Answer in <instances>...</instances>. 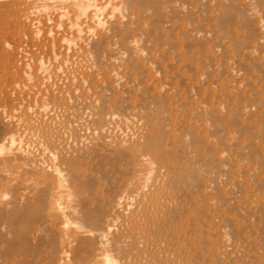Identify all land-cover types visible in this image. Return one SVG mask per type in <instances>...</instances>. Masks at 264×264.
Wrapping results in <instances>:
<instances>
[{
    "label": "bare ground",
    "instance_id": "obj_1",
    "mask_svg": "<svg viewBox=\"0 0 264 264\" xmlns=\"http://www.w3.org/2000/svg\"><path fill=\"white\" fill-rule=\"evenodd\" d=\"M96 1L70 4L76 29L111 18L133 91L92 85L84 117L60 100L25 141L2 118L0 264H264V0Z\"/></svg>",
    "mask_w": 264,
    "mask_h": 264
},
{
    "label": "rangeland",
    "instance_id": "obj_2",
    "mask_svg": "<svg viewBox=\"0 0 264 264\" xmlns=\"http://www.w3.org/2000/svg\"><path fill=\"white\" fill-rule=\"evenodd\" d=\"M73 1L74 0H56V1L55 0H0V28H1L0 29V112H2V113H0V118H1L0 121H2V118L4 117L3 121L6 120V123L2 121L3 122L2 124H4V125L6 124L5 126H8V124H9V126H8L9 131L12 130V128H13L12 126H14V128H15V125L17 123L18 124L16 126H18V127L20 126L21 123H23L22 124L23 126L21 125V127H19L21 129H19L18 127L16 128L17 130L19 129L18 130L19 132L21 130L22 131L21 133L23 134L22 135L20 133V135L22 137L20 135L16 136L17 140L23 139L25 134H26V136L23 139L24 141H25L27 136L29 137V135L30 136L33 135V133H35V131H32V130H36L42 121L45 122L47 120L48 124H46V122H45V125H44V122H42L41 125H43V126L47 125V127L49 129L53 130L52 128L54 125L51 123H53V120L55 122L56 121L58 122V120H61L60 115L62 112L61 111L62 109L60 110V107H58L59 109L56 108L55 104H58V103L62 104L63 103L62 106H64L67 113L68 112L70 113V111H71V113H73V114L70 113L71 115L78 117L80 115L79 113L83 112L84 115L82 114V116L81 115L80 116L84 117L85 114L87 113V111H85L84 108H79V110L75 109V108L72 110L70 108H73L74 106H78V104L81 105L84 102V100H85L84 98H86L87 95H88V97L89 96L93 97L94 96L93 93H94L96 95L94 97H96V98L100 97V95L102 96V94H104V93H100L101 90H102V92H104L103 90H105L107 85H111L115 91L120 93L123 90L122 88H125V86L128 84L127 85L128 89H126V88L125 89L128 91L129 90L133 91V87H131L129 89V86L130 85L132 86V84H133L132 82L130 83V81L133 80V76L131 77V75L128 73L125 74V72H126L125 69H124L125 72L121 71V69L123 70L124 67L121 66L122 63H119V62H121L120 58H119V62H117L118 60L117 59L115 60V57H114V56L117 57L116 54H118V53L120 54V50H118V49H120L119 48L120 46L117 45V47H116V45H115L116 44L115 42H117L119 40L118 38L120 36L118 34H116L115 32L112 33L111 28H110L111 32H109L110 29L108 27L110 26L109 22L112 21V20H110L111 18L107 17V15L103 14L104 12H102V10H100V12H102V14L100 12H98V13H100L99 17L101 16L99 18L100 22L98 21V19L96 22L95 21L90 22L89 25L92 27V30H91L90 29L91 27L89 28V25L86 24L89 21H85L84 19H82L80 17L81 21L86 22V23H84V26L81 27L82 31L80 28H79V31H77V29H76L77 26L75 25L76 22L74 21L75 18H73L72 13H70L71 12L70 4L76 2L77 0H75L74 2ZM99 1H101V0H98L96 2L98 3ZM105 1L106 0H102L101 2H99L100 5ZM113 1L114 0H112L111 3H113ZM116 6L117 5H114V7H116ZM69 7H70V9H69ZM106 9L108 12L111 11V10H108V8H106ZM116 9L118 10L117 7H116ZM116 9L115 8L113 9V15L116 13L118 14L119 10L117 11ZM68 10H69V12H68ZM107 11L105 10V13H107ZM59 12H60V14H59ZM120 12H121V10H120ZM131 12H128V10H127V13H126V11L124 12L122 10V12L120 14L122 16V18L120 16H119V18H121V20H125V18H127V17H125V15H127ZM113 15L111 14V17ZM115 16L118 17V15H114L112 18H114ZM117 17H115V18H117ZM123 17H124V19H123ZM103 19H106V20H103ZM107 20H109V21H107ZM69 23H71L70 26H69ZM71 25L73 28L71 27ZM85 25H87L88 27ZM96 25L98 26V29H97ZM101 25H104V26H101ZM106 25H108V26L106 27ZM74 26H76V27H74ZM99 27H101L102 29ZM104 28L109 30V31L105 30L103 33ZM87 29H88V31H87ZM95 29H96V31H95ZM99 29H101L102 32ZM91 31L93 33H91ZM97 31H99V32H97ZM64 32H66V33H64ZM90 33L93 34V37L89 35ZM95 33L99 35V37H98L99 39H100V34L103 33L101 35V39H100L101 42H103V40L108 41V39L111 38L112 36H114V38H116L117 36L118 37L116 39L113 38V40L111 39V41L109 39L110 43H112V42H113V44L115 43L114 45L109 44V41L104 42V43L100 42L96 45L97 47H94L92 49V46L90 48V46L87 44V42H93L96 39L99 40L97 38L98 35H96L94 37ZM108 34L109 35L114 34V35H111L109 37ZM76 35H77V37H76ZM107 35H108L107 39L102 38V36L105 37ZM72 36H73V38H72ZM84 36L85 37L87 36L91 40H87V38H85ZM80 37H82L83 39L81 38L82 40H80ZM86 40H87V42H86ZM82 42H85L84 44H86L87 46L83 45ZM108 44L113 46L114 49L111 46H109ZM98 45H100V47ZM85 47L90 48V49H88L89 51H91L90 54L88 53L89 51H87L88 54L86 53L85 50H87V48H85ZM101 47H102V49H101ZM103 47H104V49H103ZM115 47H116V49H115ZM107 48H109L111 51L110 50L108 51ZM97 49L100 51L99 53H98ZM101 50H103L104 52L107 50L108 51V52L106 51L107 54L109 53L108 56L102 55V54H104V52H102ZM113 50L114 51L116 50V53ZM94 51H95V53L92 54ZM111 52L115 53V55L112 54V56H111ZM97 54H98V57L101 56L99 58H102V57L104 59H105V57H106V59L108 58V61L105 59V62H104L103 58L100 60H99V58L97 59V56H96ZM93 55H95L94 59L96 61L94 59H92ZM69 56H71V57H69ZM112 59H114V60H112ZM91 60H93L95 62H93ZM102 60H103V63H102ZM114 61H115V63L117 62L115 65H117L118 67L121 66V68L119 67L120 69L116 68L117 66H115V68L114 67L112 68V66H114ZM85 62H86V64H85ZM89 62H90V64H89ZM97 62H98V65H97ZM99 62L102 64H99ZM106 62H110V63H106ZM92 63H95V64H93L94 66L92 65ZM104 63H106L108 65V68H106L107 65ZM110 64L112 65V66H110L111 68H109ZM90 65H92V66H90ZM100 65H101L102 71L103 70L106 71V76L103 75V74H105V72L104 73L102 72L103 74L100 72L101 71L100 70L101 68L99 69ZM102 65H104V66H102ZM96 66L98 69H96ZM66 67H68V68H66ZM92 67H94L95 69ZM92 69H94V71L100 70L99 72L101 75H98L99 72H96L97 75L99 76V77H97V75H95L96 73H94ZM106 69H108V71ZM90 72L93 74H91ZM88 74H89V76H90V74H91V76L93 75L92 76L93 79L96 76L95 79L97 81L96 80H94V82L90 81L91 76L89 77ZM118 75H120V76L124 75L125 78H123L124 76L123 77L121 76V78H120V76H118ZM100 76H102V77H100ZM86 77L87 78L89 77L88 83H87V81H85L87 79ZM128 77L130 80L128 79ZM103 78H104V80H103ZM105 78L106 79L108 78V80H105ZM122 79H125V81ZM79 80L81 83L79 82ZM102 80H103V82H102ZM109 80H111V81H109ZM118 80H120V81H118ZM105 81H107L110 84H108ZM90 82H92V83L90 84ZM95 82H96V84L94 85L93 83H95ZM120 82H122V83H120ZM9 84H10V86H9ZM88 84L91 86L89 87ZM101 84H104V86ZM117 84H118V86H117ZM82 85H84V86H82ZM92 85L95 88L97 87L96 88L97 91H99L101 89L99 92L100 94L99 93L97 94V91L95 90V88ZM96 85H98V86H96ZM120 85H121V87L122 86L123 87L119 89ZM87 86H88V88H87ZM93 88L95 91L93 90ZM90 89H92L93 91L92 90L90 91ZM81 90H82V92H81ZM119 90H121V91H119ZM73 92L75 95L73 94ZM80 92L82 93V95ZM105 92H108V91H105ZM72 94L74 95L72 97V99L74 98V100L71 99ZM91 95H93V96H91ZM94 97H93V100L95 99ZM7 98H9V99H7ZM90 99H92V98H90ZM60 100L62 101V103ZM18 104H20V105H18ZM65 105L66 106L68 105V106L66 107ZM3 106L5 107V109ZM50 106L53 108H51ZM82 106H84V105L82 104ZM66 108H69V109H66ZM6 110H8V111H6ZM75 110L76 111L78 110L77 111L78 113ZM9 111L12 113H10ZM74 111L76 113H74ZM3 112L5 115L3 114ZM20 114H22V115H20ZM33 114L35 115V118H34ZM54 114H55V116H54ZM58 114H59V116H58ZM26 117L28 118L27 120H26ZM46 118H49V120L50 119H52V120L48 121V119H46ZM14 119H16V120H14ZM29 119H31V121H29V122H31V124H29V122H28ZM55 119H57V120H55ZM21 120H23V121L21 122ZM35 120H36V123H34ZM38 120L39 121L41 120V121L39 122ZM15 122H16V124H14ZM27 122L29 125H33V126H28V124H26ZM38 123H40V124L38 125ZM25 125H26V127H25ZM34 125L35 126L38 125V126L35 127ZM48 125L51 127H49ZM22 127H25V130H27L28 133L29 132H31V133L27 135V131H25ZM31 127H33V129ZM26 128H28V129H26ZM30 128L32 129L31 131H29ZM23 130H24V132H23ZM51 130L49 133L53 134V131H51ZM5 133H4V135H5ZM4 135L0 133V139H4L3 138V137H5ZM49 135H50L49 138L53 137V135H51V134H49ZM18 137H21V138H18ZM15 144H18V143L16 142ZM46 147L47 146H45V145L44 146L40 145V148H43V149H40L41 153H42V151L45 152V153L44 152L42 153V157L45 160L48 159L46 162L47 163L50 162V165L52 164L51 166L53 167V163H54V161H53L54 159H53V155H52L53 152H50V150H47ZM44 148H46V149H44ZM4 151L7 152V150H3V149L0 150L1 153H3ZM46 151H47V153H46ZM49 153L51 154L52 157L50 156ZM47 154H49V155H47ZM46 156H47V158H45ZM47 166H49V164H47ZM52 169L53 168H51V170ZM51 172L53 173V170Z\"/></svg>",
    "mask_w": 264,
    "mask_h": 264
}]
</instances>
